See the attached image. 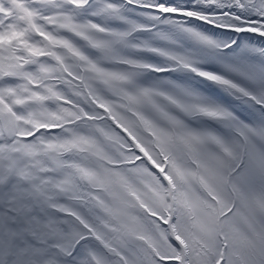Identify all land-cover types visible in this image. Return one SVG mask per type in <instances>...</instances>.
Listing matches in <instances>:
<instances>
[{
    "label": "snow or ice",
    "instance_id": "1",
    "mask_svg": "<svg viewBox=\"0 0 264 264\" xmlns=\"http://www.w3.org/2000/svg\"><path fill=\"white\" fill-rule=\"evenodd\" d=\"M0 264H264V0H0Z\"/></svg>",
    "mask_w": 264,
    "mask_h": 264
}]
</instances>
